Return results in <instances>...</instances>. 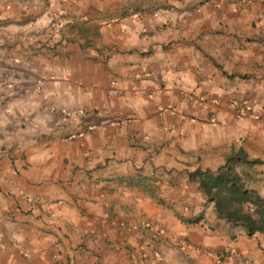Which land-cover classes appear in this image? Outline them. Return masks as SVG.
Segmentation results:
<instances>
[{
    "label": "clouds",
    "instance_id": "9594fccd",
    "mask_svg": "<svg viewBox=\"0 0 264 264\" xmlns=\"http://www.w3.org/2000/svg\"><path fill=\"white\" fill-rule=\"evenodd\" d=\"M217 252L264 264V0H0V264Z\"/></svg>",
    "mask_w": 264,
    "mask_h": 264
},
{
    "label": "crops",
    "instance_id": "0c3cea01",
    "mask_svg": "<svg viewBox=\"0 0 264 264\" xmlns=\"http://www.w3.org/2000/svg\"><path fill=\"white\" fill-rule=\"evenodd\" d=\"M213 255H215L217 257V259L221 262V264H223L224 255H221V253H219V252L214 253ZM225 255H226V253H225Z\"/></svg>",
    "mask_w": 264,
    "mask_h": 264
}]
</instances>
